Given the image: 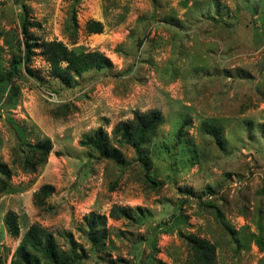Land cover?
<instances>
[{
	"label": "rangeland",
	"instance_id": "rangeland-1",
	"mask_svg": "<svg viewBox=\"0 0 264 264\" xmlns=\"http://www.w3.org/2000/svg\"><path fill=\"white\" fill-rule=\"evenodd\" d=\"M24 16L32 42L98 51L112 66L68 88L36 49V76L18 66L0 89V164L11 174H0L1 264H15L33 224L67 254L69 235L83 246L76 264H188L189 236L212 243L217 264H264V0H0V77L23 54ZM90 21L103 33H87ZM152 110L164 121L144 166L113 129ZM100 128L117 160L80 145ZM46 140L53 149L34 167L27 145ZM44 185L53 190L40 205ZM113 206L132 219H111ZM91 215L107 218L100 252L86 239Z\"/></svg>",
	"mask_w": 264,
	"mask_h": 264
},
{
	"label": "trees",
	"instance_id": "trees-1",
	"mask_svg": "<svg viewBox=\"0 0 264 264\" xmlns=\"http://www.w3.org/2000/svg\"><path fill=\"white\" fill-rule=\"evenodd\" d=\"M25 13L28 11L23 8ZM29 26L35 27L26 16L22 20V31L25 35L24 50L22 56L12 63V70L8 74V78L0 77V89H5L10 78L16 75L17 67L24 65L31 77L36 76L29 68L32 57L36 55V49L40 50V55L50 66L51 76L60 81L68 88L72 87L77 79L83 74L92 70L102 71L112 66L104 54L93 51L86 52L81 49H69L67 45L59 41L32 42L29 35ZM87 33L102 34L104 26L99 21H90L87 23ZM76 81V82H75ZM164 119L159 111L152 110L147 113L135 112L129 121H121L117 123L113 129V136L118 143L129 145L133 148L137 159L147 166L145 146L156 136L158 128L162 125ZM181 126L177 131V139H181L183 133ZM206 131L215 136L222 133L219 128L206 127ZM81 146L93 149L102 158L117 160V151L110 146V139L105 131L100 128L93 135L86 136L81 142ZM31 157L29 162L34 167L46 163L50 155L53 145L50 140L39 142L37 144L27 145ZM0 174L11 178V174L6 166L0 164ZM1 188H7V182L3 181ZM53 190L50 185H44L36 194L37 204L42 205L43 199L47 197ZM219 214V213H218ZM109 217L113 220L132 219V210L126 207L113 206ZM107 220L105 216L96 217L91 215L86 220L85 234L87 242L90 243L92 251L100 252L106 247L107 230L104 228V222ZM6 224L13 236H19L20 226L18 216L14 212H9L6 216ZM191 245V253L188 264H217L216 248L208 240L189 236ZM68 244L70 245L69 253L61 251L56 244V240L51 232H48L39 224H33L24 234L16 251L15 264H76L82 259L87 258L83 246L78 244L74 238L69 235ZM2 260L0 258V264Z\"/></svg>",
	"mask_w": 264,
	"mask_h": 264
}]
</instances>
